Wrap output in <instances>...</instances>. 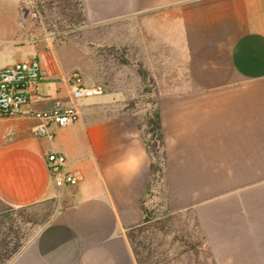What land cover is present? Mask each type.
Listing matches in <instances>:
<instances>
[{
  "label": "crops",
  "instance_id": "crops-1",
  "mask_svg": "<svg viewBox=\"0 0 264 264\" xmlns=\"http://www.w3.org/2000/svg\"><path fill=\"white\" fill-rule=\"evenodd\" d=\"M75 1L94 33L92 63L82 50L68 61L67 45L30 24L32 0H0V19L28 21L0 34L37 35L0 39V66L37 58L42 73L38 97L0 114V221L54 206L8 264H138L128 231L144 220L151 181L147 111L101 114L96 103L126 96L115 72L140 76L155 100L167 212L191 217L215 264H264V0ZM75 72L104 92L79 101L74 123L35 135L36 111L72 101ZM141 148L146 161L124 177L126 154ZM49 151L66 155L75 186L55 185Z\"/></svg>",
  "mask_w": 264,
  "mask_h": 264
},
{
  "label": "rangeland",
  "instance_id": "rangeland-1",
  "mask_svg": "<svg viewBox=\"0 0 264 264\" xmlns=\"http://www.w3.org/2000/svg\"><path fill=\"white\" fill-rule=\"evenodd\" d=\"M31 6L36 11L34 18L29 21L30 24L39 26L44 33L45 30L53 33L55 42L67 45L63 52L68 61H76L78 50H82L86 52V56L92 63L94 33L92 28H84L75 0H32ZM26 22L28 21L24 18L0 19V27L14 28V26L25 25ZM29 37H37V35L0 34L2 40ZM115 71H117L116 68ZM88 75L93 80L92 67ZM109 77H113L114 80L118 78L125 80L123 84L127 89L126 96L112 99L108 103H96L95 106L102 108L101 114L121 111H139L142 114L147 110H154L155 100L150 97V89L147 88V84L141 82L140 76L132 72L126 75L115 72ZM147 139L154 144V135L148 134ZM153 178L151 177V185L144 200L149 221L141 228L134 230L131 243L140 252L142 264H214L191 217L189 215L171 216L167 212L164 206L161 174L158 172ZM53 209V204L47 201L10 212L13 227L9 229V219L2 218L3 221H7L4 224L0 221V238L6 236L10 247L18 242L25 243L37 233L40 225L46 217L51 215Z\"/></svg>",
  "mask_w": 264,
  "mask_h": 264
},
{
  "label": "built area",
  "instance_id": "built-area-1",
  "mask_svg": "<svg viewBox=\"0 0 264 264\" xmlns=\"http://www.w3.org/2000/svg\"><path fill=\"white\" fill-rule=\"evenodd\" d=\"M42 79L41 64L37 58H29L6 66H0V114L9 116L38 97V85ZM71 99L69 103L57 101L53 108L38 110L33 133L37 136H52L51 126H67L80 117L79 101L102 94V84H87L81 73L75 72L69 78ZM46 162L59 188L75 186L79 179L68 167L65 154L49 151Z\"/></svg>",
  "mask_w": 264,
  "mask_h": 264
},
{
  "label": "trees",
  "instance_id": "trees-1",
  "mask_svg": "<svg viewBox=\"0 0 264 264\" xmlns=\"http://www.w3.org/2000/svg\"><path fill=\"white\" fill-rule=\"evenodd\" d=\"M76 5L78 7L77 2H76ZM80 18H81V16H80ZM81 20H82V18H81ZM144 123L146 125V128L143 131V133H144V139H145L147 151L151 157V177L153 178V177H155L156 173L159 172L161 174L162 164H163L164 140H163L162 127H161V120H160V116H159L157 110H153V111L147 110V114H146V118H145ZM148 134H152L155 136V140L153 142L154 144H151L150 140L147 139ZM150 185H151V181H150L149 187H150ZM143 208H144V213H145V217H144L143 222L137 226L132 227L128 231V237H129L131 243H132V237H134L133 236L134 230L141 228L147 221H149V217L147 215V211L144 207V204H143ZM19 209H21V208H19ZM15 210H18V209H15ZM15 210H11V211H9L3 215V218H7L10 221V226H8L9 229H11L13 227V218L11 217L10 214ZM169 214L171 216L177 215V214H173V213H169ZM6 221H2L3 224L6 223ZM5 237L0 238V264H8L9 261H11V259L18 253V251L24 245V243L20 244V242H18V244L16 243L13 247H10L8 244L9 242L6 240ZM132 247H133V245H132ZM133 250H134L138 264H142V259L140 258V252L134 247H133ZM209 254H210V252H209ZM210 257H211V255H210Z\"/></svg>",
  "mask_w": 264,
  "mask_h": 264
},
{
  "label": "clouds",
  "instance_id": "clouds-1",
  "mask_svg": "<svg viewBox=\"0 0 264 264\" xmlns=\"http://www.w3.org/2000/svg\"><path fill=\"white\" fill-rule=\"evenodd\" d=\"M125 137H138L139 133L126 132ZM127 155V161L124 168L121 169V173L124 177L130 178L142 167L147 159V153L141 148L138 152H133Z\"/></svg>",
  "mask_w": 264,
  "mask_h": 264
}]
</instances>
